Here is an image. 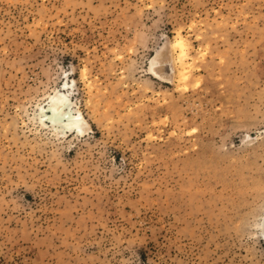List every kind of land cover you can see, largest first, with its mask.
<instances>
[{
    "label": "rangeland",
    "instance_id": "rangeland-1",
    "mask_svg": "<svg viewBox=\"0 0 264 264\" xmlns=\"http://www.w3.org/2000/svg\"><path fill=\"white\" fill-rule=\"evenodd\" d=\"M263 228L264 0H0V264H264Z\"/></svg>",
    "mask_w": 264,
    "mask_h": 264
},
{
    "label": "bare ground",
    "instance_id": "bare-ground-1",
    "mask_svg": "<svg viewBox=\"0 0 264 264\" xmlns=\"http://www.w3.org/2000/svg\"><path fill=\"white\" fill-rule=\"evenodd\" d=\"M182 44H183L182 39L177 38L174 42L171 43L170 47H174V46L180 47L182 46ZM182 56H184V51L181 49V51L178 53L177 56L180 64H182ZM163 57H164L163 54H160L157 58H154V62H152L153 65L159 64L161 62H163V65L158 66L157 67L158 69L151 68V71L154 74V76L158 78L160 77V79L170 80L171 75H166L165 73L168 70L171 69L174 70V67L173 65L171 66L169 58L164 60ZM172 57L173 55L171 54V59ZM183 73H184L183 70L182 71H180L179 69L177 70V74L184 76ZM69 92H70L69 86L67 84H65L62 88L55 90L54 94L48 97L49 100H47V105H46L48 109L46 111L44 110L45 109L44 104H42L43 106L40 107L39 110L40 112L38 114L40 119L39 122H41L43 125L48 124L52 128H59L62 133L68 132L70 134L76 133V135L77 134L80 135L85 133V131L88 129V124L85 121V118H83V116L81 115L80 110L76 109V107L73 108ZM43 118H45L48 121L47 122L43 121ZM262 234L264 236V228Z\"/></svg>",
    "mask_w": 264,
    "mask_h": 264
}]
</instances>
